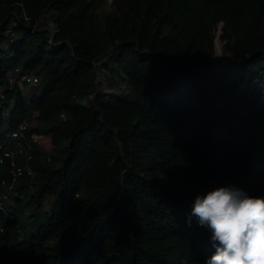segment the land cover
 I'll list each match as a JSON object with an SVG mask.
<instances>
[{"label": "trees", "instance_id": "trees-1", "mask_svg": "<svg viewBox=\"0 0 264 264\" xmlns=\"http://www.w3.org/2000/svg\"><path fill=\"white\" fill-rule=\"evenodd\" d=\"M102 1L0 0V142L36 111L30 130L57 150H33L24 207L51 200L36 230L0 212V264H204L195 195H264V0H112L104 18ZM51 11L53 35L36 24ZM16 67L38 76L31 92L9 83ZM101 69L127 91L98 92Z\"/></svg>", "mask_w": 264, "mask_h": 264}, {"label": "clouds", "instance_id": "clouds-1", "mask_svg": "<svg viewBox=\"0 0 264 264\" xmlns=\"http://www.w3.org/2000/svg\"><path fill=\"white\" fill-rule=\"evenodd\" d=\"M193 217L215 248L204 264H264V195L221 184L195 195L189 223Z\"/></svg>", "mask_w": 264, "mask_h": 264}, {"label": "built area", "instance_id": "built-area-1", "mask_svg": "<svg viewBox=\"0 0 264 264\" xmlns=\"http://www.w3.org/2000/svg\"><path fill=\"white\" fill-rule=\"evenodd\" d=\"M49 29L53 35L57 31V26L50 23ZM9 83L38 85V76L22 71L19 67L14 68L9 73ZM65 119V114H61ZM31 124L27 118H22L12 127L5 136L3 144L0 142V164L7 162L6 174L0 178V212L13 217L12 205L17 199L23 198L21 185L25 183L27 187H33V180L36 176V169L32 163L34 144L40 145L42 134L31 131ZM5 144L11 145L4 148ZM47 160L51 159L48 155ZM26 178V180H24ZM5 204L9 206L7 211ZM9 225H5L0 219V231L6 230Z\"/></svg>", "mask_w": 264, "mask_h": 264}, {"label": "rangeland", "instance_id": "rangeland-1", "mask_svg": "<svg viewBox=\"0 0 264 264\" xmlns=\"http://www.w3.org/2000/svg\"><path fill=\"white\" fill-rule=\"evenodd\" d=\"M113 8H115V5L112 0H103L98 8V11L100 16L104 18L106 16V11L111 10ZM50 14H52V11L41 17L36 24L40 27H47L52 20ZM224 44H225V38L222 36L221 23H218L215 25L213 31L214 51L219 54L225 52ZM217 46L220 51L217 50ZM18 86L23 91L29 93L35 88L36 85L23 83L21 85L18 84ZM97 91L101 93H107V92L122 93L127 91V84L124 80H120L115 86L110 87L105 79V73L101 69L100 74L98 75ZM83 100L86 101L85 98ZM36 114H37L36 111H34V115L31 111H28V113L26 114V118L28 119L30 124L33 125V127L36 126L37 124L38 126L40 125V123L37 122L36 118H33V116H36ZM1 131L2 130H0V133ZM51 137H53V133L42 134L41 144L40 145L34 144V147L37 149H40V147L43 148V150L41 149V151L44 156L47 155L48 153L51 156L57 154L56 148L52 149L53 147L52 144H54V140L52 141ZM10 147L11 145L5 144L4 148L6 149ZM56 164H58V162ZM33 188L34 187L23 188L22 192L25 195V197H23L22 199H17L15 204L12 205V210L18 213L19 220L21 221V223L24 224L20 234L21 236L23 235L24 232L26 233V235H30L32 231L34 232L36 230V228L39 225V220L38 218H36L37 214L43 213L45 209L49 208V204L51 203L50 198L46 197L43 206H41L40 208L36 207L34 204H30L27 207H24V203L26 202L27 198H29L31 194L34 193ZM5 208L7 211L9 210V206L7 204H5ZM32 213H34V215H32Z\"/></svg>", "mask_w": 264, "mask_h": 264}]
</instances>
